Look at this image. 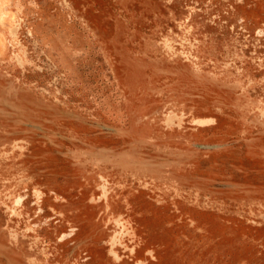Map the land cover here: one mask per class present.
<instances>
[{"label": "rangeland", "instance_id": "374dc122", "mask_svg": "<svg viewBox=\"0 0 264 264\" xmlns=\"http://www.w3.org/2000/svg\"><path fill=\"white\" fill-rule=\"evenodd\" d=\"M0 264H264V0H0Z\"/></svg>", "mask_w": 264, "mask_h": 264}]
</instances>
